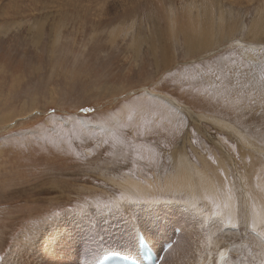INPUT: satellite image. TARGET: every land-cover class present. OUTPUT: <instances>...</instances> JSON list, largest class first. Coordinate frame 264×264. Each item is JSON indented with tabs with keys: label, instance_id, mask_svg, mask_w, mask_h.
Returning a JSON list of instances; mask_svg holds the SVG:
<instances>
[{
	"label": "rangeland",
	"instance_id": "1",
	"mask_svg": "<svg viewBox=\"0 0 264 264\" xmlns=\"http://www.w3.org/2000/svg\"><path fill=\"white\" fill-rule=\"evenodd\" d=\"M263 190L264 0H0V264H231Z\"/></svg>",
	"mask_w": 264,
	"mask_h": 264
},
{
	"label": "bare ground",
	"instance_id": "2",
	"mask_svg": "<svg viewBox=\"0 0 264 264\" xmlns=\"http://www.w3.org/2000/svg\"><path fill=\"white\" fill-rule=\"evenodd\" d=\"M209 37V36H208ZM13 116V115H12ZM213 120V119H212ZM214 123V122H213ZM257 145V144H256ZM250 148V147H249ZM251 153V152H250ZM244 155V154H243ZM224 160V159H223ZM259 160V159H258ZM233 162V161H232ZM230 164V163H229ZM247 165V164H246ZM235 166V165H234ZM259 168V167H258ZM225 169V168H224ZM252 169H254V168H252ZM251 171H254V170H251ZM241 175V174H240ZM253 175V173L251 174V176ZM259 176V175H258ZM220 178V177H219ZM205 180V179H204ZM259 181V180H258ZM249 182V181H248ZM258 183H260V182H258ZM249 184V183H248ZM256 184V183H255ZM245 185V184H244ZM261 185H263V182H261V184H260V186ZM251 186V185H250ZM210 188H211V186H210ZM224 188V187H223ZM253 190V189H252ZM264 191V190H263ZM230 193V192H229ZM259 199V198H258ZM231 202V201H230ZM260 203H261V201H260ZM200 208V207H199ZM211 208V207H210ZM209 208V209H210ZM241 208V207H240ZM198 209V208H197ZM212 209V208H211ZM263 209V208H262ZM233 210V209H232ZM234 211V210H233ZM244 211V210H243ZM123 213V212H122ZM234 213H237V212H234ZM239 213H242V212H239ZM207 214V213H206ZM210 214V213H209ZM239 215V214H238ZM235 216V215H234ZM240 216H236V218H239ZM221 218V217H220ZM233 218V217H232ZM243 218V216L241 217V219ZM258 218V223L257 222H255L256 224H255V226H257V228H258V230L256 231V230H254V229H251V228H249V227H247L246 225H245V223L244 222H242V224L241 225H243L242 227V234L243 235H245V237L244 238H241L238 234L239 233H233V231L232 232H229V233H221L220 231L223 229L222 227V229L220 230V229H218V230H216L217 228H219V227H217V228H215L214 230H216V231H218V232H220L221 233V237L223 238V237H227V238H229V240H234V243H233V245L234 246H230L229 245V247H233L231 250H233V251H235V252H237L238 254L235 256V257H233L232 255H235V253L234 254H232L231 255V252H230V249L228 248V246H227V248H228V252H226L227 254H226V257H228V259H230V261H231V264H264V235H263V228H264V215L262 214L261 215V213L258 215V217H256L255 219H257ZM244 220H245V218H243ZM225 220V219H224ZM239 220V219H238ZM218 223H219V221H218ZM244 223V224H243ZM177 225H179V224H177ZM226 225V224H225ZM222 226V225H221ZM235 230H240L239 228H237V229H235ZM234 230V231H235ZM247 230V231H246ZM249 230V231H248ZM260 230V231H259ZM184 231V230H183ZM227 232V231H226ZM238 232V231H237ZM184 234V232H181V235H180V237L182 238V235ZM242 234H241V236H242ZM236 237L238 238V244L235 242V240H236ZM226 239V238H225ZM227 241V240H226ZM151 242V241H150ZM241 242H243V245H240V243ZM136 243H137V238H136ZM152 243V242H151ZM153 246V245H152ZM217 247H219V246H217ZM162 248V247H161ZM160 248V249H161ZM160 249L158 250V251H160ZM171 249V248H170ZM169 249V250H170ZM106 251H119V252H121V253H124V254H127V255H130V254H128V253H126V252H123V251H120V250H116V249H105ZM103 251V252H106V251ZM232 251V252H233ZM169 252V251H168ZM223 252H225V251H223ZM221 255H223L222 254V252H221ZM224 257V256H223ZM97 259V258H96ZM95 259V260H96ZM94 260V261H95ZM94 261H93V263H94ZM252 262V263H251ZM92 263V264H93ZM161 264H163V263H161Z\"/></svg>",
	"mask_w": 264,
	"mask_h": 264
},
{
	"label": "water",
	"instance_id": "3",
	"mask_svg": "<svg viewBox=\"0 0 264 264\" xmlns=\"http://www.w3.org/2000/svg\"><path fill=\"white\" fill-rule=\"evenodd\" d=\"M159 97L163 98L164 100H166L167 102H169L170 104H174V102L168 98L167 96L161 95V94H157ZM184 110L189 113L195 120H197L198 122H206L209 120V116H205L203 114H199L196 113L194 111H192L190 108L188 107H183Z\"/></svg>",
	"mask_w": 264,
	"mask_h": 264
}]
</instances>
